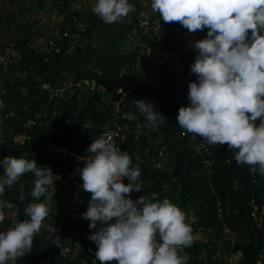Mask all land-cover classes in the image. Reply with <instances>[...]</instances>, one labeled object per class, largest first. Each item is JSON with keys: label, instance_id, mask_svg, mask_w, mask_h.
Segmentation results:
<instances>
[{"label": "clouds", "instance_id": "obj_1", "mask_svg": "<svg viewBox=\"0 0 264 264\" xmlns=\"http://www.w3.org/2000/svg\"><path fill=\"white\" fill-rule=\"evenodd\" d=\"M151 8L165 23H179L192 33L208 30L206 38L194 43L198 54L190 71L197 81L188 85L189 104L179 108V127L208 145L227 144L237 150V164L249 165L253 173L264 176V0H151ZM133 10L129 0H97L93 7L107 24L122 22ZM117 92L126 95L123 89ZM135 102L145 120L137 124L138 135L165 121L153 102ZM124 118L134 121L137 116L126 113ZM86 151L79 174L91 199L81 215L95 229L89 236L97 245L95 260L188 264L189 255L182 250L192 246L195 236L186 213L170 199H158L157 193L131 198L132 192L143 188L141 169L133 166L131 156L116 146L112 136L103 134ZM0 165V196L25 174L34 177L28 195L35 202L25 206L26 219H16V206L0 200V223L6 215L14 218L11 227L0 231V264H16L31 252L34 236L50 212L41 197L54 186V177H60L23 156H6ZM124 178L130 183L125 184ZM19 199H25L23 193Z\"/></svg>", "mask_w": 264, "mask_h": 264}, {"label": "built area", "instance_id": "obj_2", "mask_svg": "<svg viewBox=\"0 0 264 264\" xmlns=\"http://www.w3.org/2000/svg\"><path fill=\"white\" fill-rule=\"evenodd\" d=\"M138 27L127 31V37L131 41H140L139 45L131 49L125 60L118 58L115 67L111 57H107L101 63L90 62L75 72L64 71L59 80L40 83L32 97L36 104L31 108H21L15 103L16 108L5 113L4 123L0 124V160L13 149L17 151L15 157L35 159L39 166L44 162L38 159V153L46 152L62 162H71L77 169L74 175L81 178L79 170L84 166V142L78 150L62 144L60 136L54 131L61 127L84 132L98 130V138L107 133L118 148L128 152L133 166L139 165L140 169L154 160L155 153L161 155L162 139L153 140L152 152L151 145L143 141L147 135L145 128L137 134V124L142 125L144 117L139 113L135 101L144 99L153 102L155 109L164 117L169 108L177 117L179 108L189 104V83L197 81L196 75L190 71L192 64L189 61L197 53L194 43L206 38L208 30L192 33L179 23H165L162 19H149L146 16L138 23ZM85 30L83 22L72 18L65 27H56L37 41L23 37L19 46L10 42L0 54V70L8 74L14 72L15 78L23 80L21 67L24 65V55H30L42 63H51L64 51L67 42L70 47L75 46ZM25 50L28 54L24 53ZM113 67L114 72H111ZM156 88H160V93ZM118 89H123L126 95L118 93ZM89 108L96 111V117L81 113ZM126 113L135 114L137 119H125ZM20 122L21 130H14V126ZM158 127L150 131L156 132ZM7 133L10 136L8 147L5 142ZM180 137L188 140L194 155L203 159L207 167L212 165L215 157L212 148L216 145H208L202 137L186 134L185 130L181 131ZM0 169H3L2 165ZM250 172L254 181L256 173L251 171V167ZM124 180L130 183L127 178ZM0 200L5 201L1 196ZM249 207L251 217L260 224L264 220V206L251 199ZM5 212L10 213L8 209ZM6 217L10 218L11 215ZM245 241L249 242L248 239ZM58 244L59 251L64 255ZM89 251L92 252L91 249ZM204 256L203 252L199 258L203 259ZM241 256L242 252L232 250L224 264H234ZM253 264H264V240Z\"/></svg>", "mask_w": 264, "mask_h": 264}, {"label": "rangeland", "instance_id": "obj_3", "mask_svg": "<svg viewBox=\"0 0 264 264\" xmlns=\"http://www.w3.org/2000/svg\"><path fill=\"white\" fill-rule=\"evenodd\" d=\"M96 2L97 0H0V54L4 52L10 42H15L19 46L22 43L23 37H29L32 41H37L49 35L56 27H65L69 20L71 21L72 18H75L83 22L86 28L82 32L80 40L75 44L76 47L81 49L83 58L91 60V62H98L104 57H111L114 63L117 62L118 58L125 60L131 49L140 43L138 40H129L127 31L139 28L138 23L145 16L149 17V19H161L158 13L153 12L151 0H129V3L134 6V10L122 22L107 24L93 12ZM136 30L140 32L139 29ZM24 53L28 54L26 50ZM62 61H66L68 65L72 63V61L68 60V57L63 58ZM65 69L68 68L65 66L56 68L53 66L48 72L40 66H34L26 74L22 71L23 80L15 78L14 72L8 74L0 70V101L4 105L0 109V119L3 120L4 114L15 107V98L19 99L21 97L20 99L25 104L29 96L35 94L41 82L43 83L47 79H51L52 82L59 80L62 78V72L70 71ZM23 82L26 83L23 85ZM97 136L98 134L95 130H85L84 133L80 132L78 136L72 139L76 143L79 142V147L84 142L85 151L83 153L86 158L88 155L86 150L93 140L98 138ZM9 139L10 136L7 133L5 136L6 147L10 146ZM236 151L230 150L227 144H224L221 146V153L217 154L219 162H223V166L229 168L231 177L235 178L230 190L214 187V194L217 197V205L220 209L218 212L221 214V217L224 215V217L229 219L239 215L240 207L243 209L248 207L251 194L256 192V189L261 198L260 205L264 206V176L255 177L253 181L250 166L237 164L234 158ZM10 152L17 153L13 149ZM27 159L31 160L30 158ZM204 164L205 166L207 165L206 163ZM213 165L214 162L211 166L205 167L207 173L217 174L219 172L218 169L220 168H215L216 165ZM50 168L53 175L59 176L60 179L56 180L54 177V186L50 187L46 197H41L40 200V202L47 200L50 209L49 215L41 228L42 244L56 237L60 241V247L63 249L64 255L59 251L57 246L54 252L55 257L59 256L58 259L63 264H100V261L95 260L97 246L89 239V236L95 229H90V221L84 219L81 215L87 211L91 193L83 190V181L74 175L77 169L71 162L63 161L57 166ZM149 179L147 178L142 183L143 188L139 192L134 191L131 193V198L136 200L142 195L158 192V194L162 195V197L157 195L158 199L163 200L164 198H168L186 213L187 223L196 232L195 240L203 242L200 245L202 249L207 248V251H203L205 254L203 259L198 257L199 253L197 251H191L193 261L191 263L188 262V264H224V260L229 257L231 250L228 253L225 252L222 243L228 241H230L232 249H235L234 251L242 252V256L234 264L252 263V258L248 254L245 255L243 253V247L247 245L245 239L251 240L253 247H256L257 250L260 249L261 240L264 239V220L259 224L258 220L256 223L253 218H248L247 222L242 224L244 226H241V229L235 230H231L227 226V223H223V235L221 238L218 237L216 239L219 249L214 252L209 244L203 246L204 243H208L209 241L208 236H205L207 228L199 217L198 212L192 208L191 198L199 180L197 179V173L189 175L190 190L186 196L182 193L183 185L180 181L169 180L162 186L161 184H156L155 192L153 189L154 184ZM32 187L33 183L31 187H27V185L21 182L17 186L18 193L16 192L15 199L10 198V203L12 201V204L20 210V214H18L16 219L22 220L27 218L24 216V208L27 204L35 202L28 195ZM231 191L234 194L233 200L229 197ZM21 193L25 196L23 201L19 199ZM13 223V217H6L0 223V231H6ZM194 224H196V227ZM242 229L247 230V236L242 233ZM64 248L66 249L64 250ZM209 251L211 256L208 255ZM38 256L35 253V257L38 258ZM18 263L19 260L16 261V264Z\"/></svg>", "mask_w": 264, "mask_h": 264}, {"label": "trees", "instance_id": "obj_4", "mask_svg": "<svg viewBox=\"0 0 264 264\" xmlns=\"http://www.w3.org/2000/svg\"><path fill=\"white\" fill-rule=\"evenodd\" d=\"M82 51L79 47L73 46L70 47L69 42L66 43L64 51L55 57V59L51 63H42L40 60L30 57V55H24L23 56V66L21 67L22 71L26 74L27 71H30L34 66H40L42 69H46L48 72L51 70L53 66L57 67H67L70 71H77L80 70L83 66L90 63L91 60H88L86 58H83ZM198 54L195 53L192 55L190 61V64H193L195 61V57ZM68 57V60L72 61L71 64H67L66 61H62L63 58ZM75 59V61H74ZM103 59H101L98 62H103ZM66 60V59H65ZM114 67L116 66V62L113 63ZM114 67L111 69V72H114ZM32 73V72H29ZM44 82H52L51 79L44 80ZM26 82H23V85ZM42 83V82H41ZM26 87V86H25ZM159 92L160 88H156ZM156 91V90H155ZM37 92V89H36ZM35 92V93H36ZM160 93V92H159ZM33 95L31 94L25 104H23L22 99H16L14 102L19 107L28 106L29 108L32 107V105H35L36 102L32 101ZM167 110V115L165 116L166 121L164 123L159 124L158 130L156 132L150 131V129L145 128V132L147 133L146 137L143 139L144 143L151 145L152 152L154 151L153 146V140L154 139H162L160 146L162 151L161 155H158V153H155L154 160L149 162L147 165H145L141 169V177L140 180L142 183L146 181L147 178H150L149 181L153 183L154 187L153 189L156 192V184H161V186L165 183H167L169 180L173 181H180L182 183V193L184 196L188 193L190 190V182H189V175L193 173H197V179L198 182L196 184L195 191L192 195V208L198 212L199 217L201 218L202 222H204L206 226V234L205 236H208V243H204L203 246H206V244H209L212 248V251L216 252V250L219 249V244L217 243L216 239L218 237H222L223 235V223H227V226L231 230L235 229H241V226H244L242 224H245L247 222L248 218H251L250 215V207L249 202L251 199H254L258 204H261V198L259 196V193L256 189V192L251 194V197L248 202V207L246 209H243L240 207V211L237 212L239 215L233 216L232 218L224 217V215L221 217L218 212L219 207L217 205V197L214 194V187L215 188H221L223 190L232 188L233 182L235 178L231 177L229 168L223 166V162H219V159L217 157V154H220L221 146L222 145H216L212 148V151L215 154L214 157V165L215 168L218 169V173H207V170L205 169V164L203 159L198 158L194 155V151H192L189 147V142L186 138H181L180 134L181 131H183L177 121V117L174 112H171L169 108ZM81 113H84L85 115H90L92 117L96 114V111L93 109H85ZM100 119V118H99ZM99 122L101 121L98 120ZM4 123V120L0 119V124ZM145 123V120L143 121V124ZM21 124L15 125L14 130L18 131L21 130ZM45 129V128H44ZM61 138V143L69 146L74 147L76 150L79 149V142H74L72 138L75 136H78L80 132L84 133L83 130H66L65 128H55L54 130ZM98 133V130H95ZM31 152L29 151V154ZM14 154V155H12ZM17 155L16 152H10L8 153V156H15ZM38 159L44 162L43 166L48 167H54L57 166L62 162L61 159L56 158L55 156H52L46 152H39L38 153ZM159 164L160 167H156V165ZM149 173V174H147ZM3 174V169H0V175ZM256 178L260 177L259 172L257 171L255 174ZM34 180V177L31 173H27L22 178L12 186V188L6 189L3 196L5 201L10 203V198L15 199L16 192L18 193L17 186L22 182L23 184L30 186L32 185ZM253 180V178H252ZM125 184L127 182L123 181ZM158 194V192H156ZM160 197L162 195L158 194ZM229 197L233 200L234 194L232 191L229 193ZM12 203V201H11ZM17 209V208H16ZM11 211V210H10ZM236 211V209H235ZM237 213V214H238ZM18 214H20V210L18 209ZM208 230V231H207ZM194 231V230H193ZM247 230L242 229V233H244L246 236ZM42 230L38 234L34 236L33 240V248L30 253L26 254L24 257L18 259V264H63L60 262V260L55 259V250L57 249V242L58 239L51 238L48 240L45 244H42ZM264 240V239H263ZM263 240H261V245ZM200 241L194 240V243L191 247L185 248L182 250L183 253H187L189 255V263H191V251L195 250L197 253L200 254L203 253V251H207V248H201L200 245H202ZM247 245L243 247V253L245 255L248 254L249 257L252 258V263L255 261L256 257L258 256V253L260 249L257 250L256 247H253L252 241L249 240V242H246ZM94 245L97 246L94 242ZM94 246V247H95ZM223 250L225 252H229L232 249L230 246V241L226 243H222ZM35 253H37L39 256L38 258L35 257ZM206 253V252H205ZM208 255H210V251L208 252ZM197 257V255H196ZM197 259V258H196Z\"/></svg>", "mask_w": 264, "mask_h": 264}]
</instances>
